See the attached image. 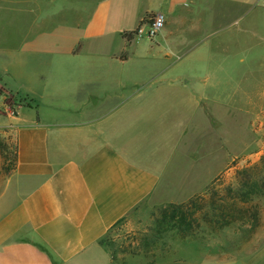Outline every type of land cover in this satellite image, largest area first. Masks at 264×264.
I'll list each match as a JSON object with an SVG mask.
<instances>
[{"label": "crops", "instance_id": "obj_1", "mask_svg": "<svg viewBox=\"0 0 264 264\" xmlns=\"http://www.w3.org/2000/svg\"><path fill=\"white\" fill-rule=\"evenodd\" d=\"M11 1L17 13H24L23 1ZM263 9L264 0H103L86 23L77 21L78 34L64 48L65 58L47 59L41 94L24 92L28 105L16 122L7 115L8 104H1L13 128L15 162L0 190V264H122L103 244L113 227L144 202L184 203L232 169L229 161L239 155L228 152L222 166L208 168V177L200 179L207 172L201 167L205 149L197 114L202 112L209 130L221 128L206 114L207 108L217 110L216 102L206 104L207 80L218 79V71L227 77L244 65L255 26L247 18ZM159 13L165 25L154 44L162 53L123 55L127 45L142 37L128 41L124 34ZM129 20L131 26L119 25ZM17 25L19 34L24 29ZM233 25L238 27L231 47L241 56L234 66L223 65L227 58L220 59L215 71L187 65L194 59L206 62L194 55L199 38L210 46L223 28ZM260 58L264 62V54ZM141 59L150 71L135 64ZM64 74L70 81L66 89L58 78ZM47 77L59 88L45 90ZM243 88L247 90L236 86L229 108L245 115L256 143L251 127L260 114L264 117V93L258 88L257 102L249 103ZM230 119L239 116L233 113ZM259 229L264 232V214ZM256 236L242 247L246 264L264 255V241L257 246ZM228 258L233 257L214 262Z\"/></svg>", "mask_w": 264, "mask_h": 264}, {"label": "rangeland", "instance_id": "obj_2", "mask_svg": "<svg viewBox=\"0 0 264 264\" xmlns=\"http://www.w3.org/2000/svg\"><path fill=\"white\" fill-rule=\"evenodd\" d=\"M21 1H23L24 12L22 14L16 12L18 6L11 3V0H5L4 5L0 6V190L5 175L9 173L14 165L15 155V143L12 137L13 128L12 125H8L6 114L3 113L4 107L1 104L5 102L9 107L14 105V108L20 114L22 107L28 105L25 91L41 94L40 76L41 72L47 71L44 65L47 59L65 58L64 48L78 34L76 26L73 25L77 21L81 24L86 23L92 10H95L96 6L103 0ZM199 6H197V9ZM11 8L13 9L11 10ZM153 16L145 17L144 22L149 21ZM111 17L112 15L108 16V25ZM247 21L255 25L253 34L248 35L247 51L249 48L251 49L246 55L248 57L247 61L244 62L243 66L240 65L238 69L232 70L230 76L226 77L224 73L220 75L218 71L216 73L218 79L207 80L209 85L206 89V104L216 102L217 110L207 108L206 114L213 126L221 124V128L217 131L209 130L203 122L202 112L197 114V122L200 123L198 137L204 142L205 149L201 167L207 172L199 175L201 180L208 177V168L216 170L218 166H222L226 162L227 156H229L228 152L232 155H239L237 160L233 161L235 169H230L227 172L223 170L225 173L223 175L224 186L234 182L236 170L258 164L264 152L263 114H260L259 119L251 127L256 135V143H253L250 132L246 127L245 115L229 108L231 98H235V92L233 91H235L237 85L238 90L243 86L247 87V90L245 88L243 90H246L244 93H246L249 103L257 102L259 91H256L258 88H260L261 93H264V62L260 61L261 55L264 54V9L263 11L257 10L251 13ZM17 23L22 24L24 29L19 34L14 30L16 29L15 25L19 26ZM131 23V20L122 21L119 25L129 27ZM142 24L144 25V23ZM108 25L107 27H109ZM116 25L118 26V23ZM116 25L114 27H117ZM237 27L238 25H233L223 28L217 37L211 39L210 43L212 45L210 46L206 44L202 37L199 38V47L194 55L197 58L205 57L206 62H199L198 59H194L187 65L195 67V69L203 66L210 69V71H215L217 70L216 64L219 63L220 59L227 58V62L223 65L234 66L241 57L239 55L240 51L233 52L231 47L232 35L235 36L233 30ZM144 29H147L146 25H144ZM23 36V40H20ZM134 38L136 39V36ZM17 40L20 41L16 43ZM155 42H160V40L156 37L149 39L142 34L140 42H134L132 46L127 45L122 54L125 56L133 55L134 58H137V56L146 58L160 55L162 52L160 53L159 49L156 48ZM151 47L154 49L151 50ZM207 50H209L208 54ZM135 64L143 67V70H151L148 67L150 64L147 60L141 59L136 61ZM160 68L161 66L158 65V70ZM203 70L204 68H202ZM220 77L222 78L220 79ZM58 78L62 82V88H69L70 81L66 74ZM211 82L212 85H210ZM54 85L59 88L56 81L49 80V77L45 79V90H48V86L53 88ZM238 97L240 99V94ZM233 107H235L234 104ZM224 108L227 110H224ZM26 113L30 115L31 111L27 110ZM233 113L238 114V120L230 119V114L233 116ZM194 115L196 114H193V117ZM254 150L253 154H248ZM229 162L232 163V160ZM197 170L198 168L193 172L198 175ZM258 203L264 212V198L259 199ZM158 206H151L144 202L122 224L114 229L112 241L109 242V249L116 262L122 264H168L185 260L190 264H218L198 249L195 242L196 238H187L183 241L171 226L164 227L165 229L160 234H155L157 229L155 220L158 217L156 208ZM256 233L254 243L258 246L264 241V232L262 229H258ZM245 257L247 256L228 258L222 264H246ZM257 257H259V261L254 264H264V255H257Z\"/></svg>", "mask_w": 264, "mask_h": 264}, {"label": "trees", "instance_id": "obj_3", "mask_svg": "<svg viewBox=\"0 0 264 264\" xmlns=\"http://www.w3.org/2000/svg\"><path fill=\"white\" fill-rule=\"evenodd\" d=\"M138 27L124 34L128 41L138 34ZM234 162L229 169L236 168ZM223 175L184 203L158 206L155 234L171 226L183 241L196 238L198 249L215 261L227 256H248L242 247L256 234L264 214L258 203L259 199L264 198V152L258 164L236 170L233 183L224 186ZM117 226L111 229L103 241L107 248Z\"/></svg>", "mask_w": 264, "mask_h": 264}, {"label": "built area", "instance_id": "obj_4", "mask_svg": "<svg viewBox=\"0 0 264 264\" xmlns=\"http://www.w3.org/2000/svg\"><path fill=\"white\" fill-rule=\"evenodd\" d=\"M147 26V29H144V25L141 24L138 27V34L136 36L144 35L147 38L151 39L157 36L164 28L165 25V16L164 14H155L149 21L143 22ZM7 113L11 122H16L19 112L13 106L7 107Z\"/></svg>", "mask_w": 264, "mask_h": 264}]
</instances>
